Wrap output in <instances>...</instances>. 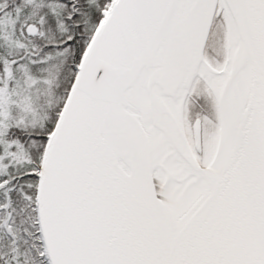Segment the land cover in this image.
Returning a JSON list of instances; mask_svg holds the SVG:
<instances>
[{
    "label": "snow or ice",
    "instance_id": "1",
    "mask_svg": "<svg viewBox=\"0 0 264 264\" xmlns=\"http://www.w3.org/2000/svg\"><path fill=\"white\" fill-rule=\"evenodd\" d=\"M0 264H264V0H0Z\"/></svg>",
    "mask_w": 264,
    "mask_h": 264
}]
</instances>
